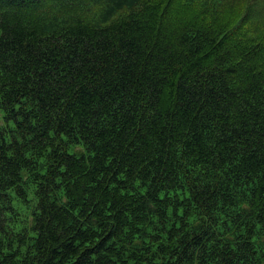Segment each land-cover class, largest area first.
<instances>
[{"label": "trees", "instance_id": "1", "mask_svg": "<svg viewBox=\"0 0 264 264\" xmlns=\"http://www.w3.org/2000/svg\"><path fill=\"white\" fill-rule=\"evenodd\" d=\"M0 264H264V0H0Z\"/></svg>", "mask_w": 264, "mask_h": 264}, {"label": "rangeland", "instance_id": "2", "mask_svg": "<svg viewBox=\"0 0 264 264\" xmlns=\"http://www.w3.org/2000/svg\"><path fill=\"white\" fill-rule=\"evenodd\" d=\"M23 212H27V210L23 209Z\"/></svg>", "mask_w": 264, "mask_h": 264}]
</instances>
